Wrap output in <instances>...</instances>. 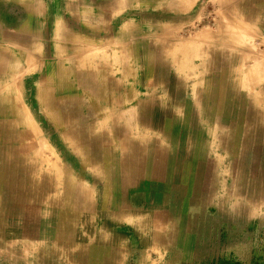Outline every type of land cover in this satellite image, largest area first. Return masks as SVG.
Masks as SVG:
<instances>
[{
  "label": "rangeland",
  "instance_id": "374dc122",
  "mask_svg": "<svg viewBox=\"0 0 264 264\" xmlns=\"http://www.w3.org/2000/svg\"><path fill=\"white\" fill-rule=\"evenodd\" d=\"M39 2L0 0V264H264V0Z\"/></svg>",
  "mask_w": 264,
  "mask_h": 264
},
{
  "label": "crops",
  "instance_id": "0c3cea01",
  "mask_svg": "<svg viewBox=\"0 0 264 264\" xmlns=\"http://www.w3.org/2000/svg\"><path fill=\"white\" fill-rule=\"evenodd\" d=\"M38 2V0H19V4L20 5H26L27 3H29V4H31L32 6H34V8L37 6V4L39 5L40 4V2L39 3H37ZM34 13V15L36 16L37 15V17H39V18H41V16H42V14H41V12L39 11L38 13H36L35 11L33 12ZM30 15H31V13H30ZM1 30V29H0ZM3 31H4V29H3ZM4 34H5V31H4ZM2 35V38H5L4 36L5 35H3V34H1ZM1 37V36H0ZM17 41H13L12 43H9V44H15ZM12 50V49H11ZM5 52V51H4ZM11 52H13V57L11 58V56L9 55V57H10V59H7L4 55L3 56H0V67H3L4 66V68H6V67H22V65H21V62L23 61V60H15L16 59V52H14L13 50L11 51ZM10 52V53H11ZM6 59H7V62L9 61V63H10V65L7 63V64H4V63H6ZM12 60H14V62H17V63H14L13 65H11V61ZM28 61V60H27ZM31 61V59L28 61V62H30ZM25 62H26V60H25ZM22 63H24V62H22ZM25 67L27 66L26 64H23ZM30 66V65H29Z\"/></svg>",
  "mask_w": 264,
  "mask_h": 264
},
{
  "label": "bare ground",
  "instance_id": "6f19581e",
  "mask_svg": "<svg viewBox=\"0 0 264 264\" xmlns=\"http://www.w3.org/2000/svg\"><path fill=\"white\" fill-rule=\"evenodd\" d=\"M42 144H45V143H42Z\"/></svg>",
  "mask_w": 264,
  "mask_h": 264
}]
</instances>
